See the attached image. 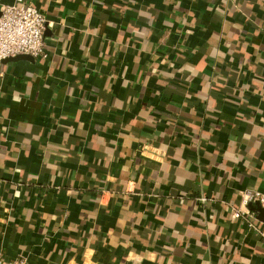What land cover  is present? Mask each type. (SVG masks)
<instances>
[{
  "label": "crops",
  "instance_id": "1",
  "mask_svg": "<svg viewBox=\"0 0 264 264\" xmlns=\"http://www.w3.org/2000/svg\"><path fill=\"white\" fill-rule=\"evenodd\" d=\"M23 2L50 24L0 67L4 257L264 264V0Z\"/></svg>",
  "mask_w": 264,
  "mask_h": 264
},
{
  "label": "built area",
  "instance_id": "2",
  "mask_svg": "<svg viewBox=\"0 0 264 264\" xmlns=\"http://www.w3.org/2000/svg\"><path fill=\"white\" fill-rule=\"evenodd\" d=\"M49 24L40 9L33 4L24 3L23 0L0 6V67L6 59L18 55L47 57L45 31ZM242 200L245 204L258 202L264 208V192L245 190ZM248 216L250 227L264 241V220L256 221L252 214ZM0 264H27V260L24 257L7 260L0 250Z\"/></svg>",
  "mask_w": 264,
  "mask_h": 264
},
{
  "label": "water",
  "instance_id": "3",
  "mask_svg": "<svg viewBox=\"0 0 264 264\" xmlns=\"http://www.w3.org/2000/svg\"><path fill=\"white\" fill-rule=\"evenodd\" d=\"M34 57L33 56H31V55H18V56H16V57H12V58H8V59H6L5 61H7V60H20V59H33ZM251 208L252 209H257V210H259V211H262V213H264V208L260 205V203H258V202H255V203H251ZM264 216V215H263ZM262 220H264V217H263V219Z\"/></svg>",
  "mask_w": 264,
  "mask_h": 264
}]
</instances>
